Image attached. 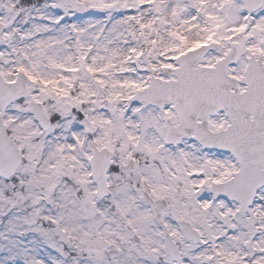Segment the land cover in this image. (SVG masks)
Returning <instances> with one entry per match:
<instances>
[{"label": "snow or ice", "instance_id": "1", "mask_svg": "<svg viewBox=\"0 0 264 264\" xmlns=\"http://www.w3.org/2000/svg\"><path fill=\"white\" fill-rule=\"evenodd\" d=\"M0 264H264V0H0Z\"/></svg>", "mask_w": 264, "mask_h": 264}]
</instances>
